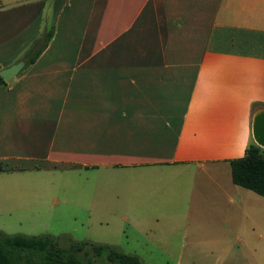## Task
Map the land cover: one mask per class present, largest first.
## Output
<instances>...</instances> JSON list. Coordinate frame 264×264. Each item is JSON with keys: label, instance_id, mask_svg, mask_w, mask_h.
I'll return each instance as SVG.
<instances>
[{"label": "crops", "instance_id": "0c3cea01", "mask_svg": "<svg viewBox=\"0 0 264 264\" xmlns=\"http://www.w3.org/2000/svg\"><path fill=\"white\" fill-rule=\"evenodd\" d=\"M1 4L3 70L47 10ZM52 12L47 47L0 86V199L5 177L23 191L39 173L74 174L91 189L118 180L139 208L241 225L256 199L229 162L264 111V0H62Z\"/></svg>", "mask_w": 264, "mask_h": 264}, {"label": "rangeland", "instance_id": "374dc122", "mask_svg": "<svg viewBox=\"0 0 264 264\" xmlns=\"http://www.w3.org/2000/svg\"><path fill=\"white\" fill-rule=\"evenodd\" d=\"M24 1L2 0L1 5L16 8ZM43 1L47 19L42 24L54 28L52 6L62 0ZM40 37L26 46L20 61ZM5 178H12L15 186H5L0 199V232L6 235H48L60 238L61 246L68 245L62 236L107 244L145 264H264V197L242 187L256 202L243 203L247 216L240 219L241 225L199 226L195 220L181 219L180 204L164 210L139 208L132 195L120 190L118 180L106 186L96 181L91 189L74 174L39 173L28 177L29 185L21 191L22 178Z\"/></svg>", "mask_w": 264, "mask_h": 264}, {"label": "trees", "instance_id": "16d2710c", "mask_svg": "<svg viewBox=\"0 0 264 264\" xmlns=\"http://www.w3.org/2000/svg\"><path fill=\"white\" fill-rule=\"evenodd\" d=\"M54 28H44L24 53V66L33 63L47 47ZM5 82L0 77V86ZM233 184L264 197V148L251 142L244 156L229 162ZM1 170V169H0ZM67 246L48 235H6L0 232V264H145L107 244L75 242L67 236Z\"/></svg>", "mask_w": 264, "mask_h": 264}, {"label": "water", "instance_id": "95a60500", "mask_svg": "<svg viewBox=\"0 0 264 264\" xmlns=\"http://www.w3.org/2000/svg\"><path fill=\"white\" fill-rule=\"evenodd\" d=\"M24 62L19 61L8 68L0 70V77L8 82L23 68ZM252 138L255 144L264 148V111L257 113L252 121Z\"/></svg>", "mask_w": 264, "mask_h": 264}]
</instances>
